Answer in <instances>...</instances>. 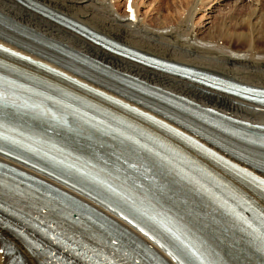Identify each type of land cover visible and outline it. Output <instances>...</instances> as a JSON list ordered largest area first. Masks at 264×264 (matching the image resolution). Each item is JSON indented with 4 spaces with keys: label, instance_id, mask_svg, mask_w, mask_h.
<instances>
[{
    "label": "bare ground",
    "instance_id": "1",
    "mask_svg": "<svg viewBox=\"0 0 264 264\" xmlns=\"http://www.w3.org/2000/svg\"><path fill=\"white\" fill-rule=\"evenodd\" d=\"M177 1V7H180L182 10L179 15H187L185 17L188 18L185 20L187 24L184 23L187 25H185L187 27L186 30L183 28V30H180L181 26H178V23H180L178 22V18L180 16L178 15L179 17L174 18L173 14L170 15V18L166 17L165 20L163 18L159 23L156 22L158 25L152 22L154 27L147 24L149 20L144 17L145 15L142 19L139 18L137 4L136 1L134 2L133 0H125L123 12H121L119 8H113L110 3L111 0H27L29 4L32 3L30 6L23 4L19 0H0V24H5L14 31H16V25H18L29 32V35L40 43L57 45L76 55L97 60L106 64L113 73L132 75L146 85H154L161 87L167 92L181 95L199 107H211L232 117L264 125L263 107L123 59L93 45L81 36L61 26L55 20H50L51 18L44 15L49 12L59 14L71 18L109 39L115 40L145 54L204 70L242 84L264 88V8H262L264 0H249V6L244 5V7H246L243 10L242 8L238 9L236 4L240 2L244 3L245 0H235L234 12L229 15L225 14V16L221 14L218 25L214 27L210 26L212 24L210 21L211 17L209 16L210 12L213 13L215 9L214 5L212 7L209 6L208 10L204 8L206 4L212 1L218 2L219 0ZM162 2L163 1L160 0L159 7ZM127 3H129L128 6ZM202 5L204 6L202 7ZM127 9L128 11L126 13ZM129 9H131V11H129ZM197 9V12L205 11V14L202 15L205 21L201 23V26L195 23L192 24L194 22H192V18ZM152 11L153 14L160 12H155V8H152L151 12ZM179 21L182 20L180 19ZM196 26L197 28L194 29ZM180 34L184 36V41L182 42L184 46L181 49V46H173V40ZM203 36L207 39L203 41L198 39ZM179 40L178 45H180V41H182ZM175 42L177 43V41ZM0 43L154 115L178 130L191 135L211 149L217 151L219 154L236 162L254 174L264 177L262 172L255 170L251 166L255 164L253 159L247 158L245 160L235 158L233 153L222 145L212 140H205L199 136H195L188 130V127L170 121L160 114L152 112L124 98L109 85L94 78H88L84 74H77L65 68L62 64L53 62L39 53L29 50L26 46L18 47L14 45L11 40L9 42L0 38ZM185 44H187L186 47ZM259 157L264 161V154L259 155ZM0 160L5 161L4 158H0ZM43 161L45 163H50L51 158H43ZM150 164H152V162H150ZM205 171L210 174L211 177L217 174L210 168L205 169ZM36 176L51 186L56 187L58 190L65 191L69 196L84 202L85 205L114 222L122 231L127 233V235L133 237L134 240L142 242L141 244L160 254L161 257L170 264H177L172 258L162 252L148 237L100 204H97L86 196L80 195L74 190L52 179L39 175ZM169 183L171 188L168 187V191L170 193L173 192L176 202L183 201V205H174L172 203L171 207L182 215L184 224L191 232L193 239L198 241L203 247L204 244L208 243L212 250H215V248L219 249L220 251L217 252L218 255L216 259L219 260L221 264H244L241 255H239L240 258L234 256L231 251L225 249L223 246L227 240L217 233V230L222 228L223 225L219 222L218 227L214 228V218L216 219L214 215L208 216L206 221L199 222L196 220L197 218H202L199 216L197 208L204 209V202L196 200L193 195L187 193L186 190H180V184L172 178L169 179ZM233 186V189L230 186H226L225 188L232 192L238 199H241L239 193L244 192V189L239 184ZM4 190L6 192L3 193L0 191V195H3L10 202L18 203L23 201L26 206H31L26 194H13L9 192L10 189L7 187H5ZM251 195L255 201V203L252 204L253 210L257 213L259 206L264 207V202L258 195L254 193H251ZM42 204L45 205L46 203ZM53 206L55 210L52 213L58 216L59 219L68 216L63 207H59L57 203H54ZM7 207L8 212L14 216V222L10 221L9 226L19 231L25 228H32L31 222L26 221V219L13 207ZM22 213H29V210L24 207L22 208ZM68 222L70 224L73 223L70 219ZM25 231L29 233L28 230L25 229ZM219 246H221V248ZM8 248L12 253L4 254V250ZM118 253L125 258L122 247L119 249ZM12 262H18V264H45L44 256L37 255L23 239L4 227L3 220L0 216V264H11Z\"/></svg>",
    "mask_w": 264,
    "mask_h": 264
},
{
    "label": "rangeland",
    "instance_id": "2",
    "mask_svg": "<svg viewBox=\"0 0 264 264\" xmlns=\"http://www.w3.org/2000/svg\"><path fill=\"white\" fill-rule=\"evenodd\" d=\"M134 2L136 1V4H137V8H138V11H139V18H143V16L144 17H146L147 18V20H149V21H147V24H149V25H151V26H153L154 27V24L156 23V22H158L159 23V21H162L163 20V18H164V20H165V18L166 17H168V18H170V15H172L173 14V17L174 18H177V17H179L178 19L180 20H182V21H179L178 20V22H180V23H178V26L180 27L181 26V28H180V30L183 28L184 30H186V22H185V20L186 19H188L187 17H185V16H187V15H183V14H181V15H179V13L182 11L181 10V8L180 7H177L178 6V1L176 2L175 0H162L163 2L160 4V7H159V2H160V0H133ZM141 1V2H140ZM139 2V3H138ZM215 2V3H214ZM212 1V2H210V3H208V4H206V6H205V8L204 9H206V10H208V7L210 6V7H212L213 5H214V10H213V13H211L210 12V14H209V16L211 17V19H210V21H211V24L212 25H210L211 27L213 26H216V25H218V21L220 20V17H221V14H222V16H225V14L226 15H229L230 13H233L234 12V2H236L235 0H219L218 2H216V1ZM250 1L249 0H245L244 1V3H238V4H236L238 7V9L240 8H242V10L243 9H245V7L246 6H249V3ZM111 5L113 6V8H119L120 9V11L121 12H123L124 11V4H125V0H111ZM232 3V4H231ZM140 4V5H139ZM175 4V5H174ZM129 5V3H127V6ZM243 5V6H242ZM244 5H246L245 7H244ZM204 5H202V7H203ZM233 6V7H232ZM201 7V8H202ZM152 8H155V12L156 11H160L159 13H154L153 14V11L151 12V10H152ZM178 9V12H177V9ZM180 8V9H179ZM262 8H264V3H263V5H262ZM173 10V11H172ZM180 10V11H179ZM264 10V9H263ZM127 11H128V9L126 10V13H127ZM198 11V9L196 10V12H195V15L193 16V20H192V24H199L200 26L202 25L201 23H203L205 20V18L204 17H202V15L203 14H205L204 12V10L203 11H200V12H197ZM151 12V13H150ZM173 12H175V13H178V14H175V13H173ZM228 12V13H227ZM149 13H150V15H149ZM179 15V16H178ZM182 16V17H181ZM185 17V18H184ZM202 18V19H201ZM217 18H218V20H217ZM216 19V20H215ZM152 20V21H151ZM201 20V21H200ZM212 20H213V22H212ZM217 21V22H216ZM154 24H153V23ZM182 23V24H181ZM184 23H186V24H184ZM157 24V23H156ZM181 24V25H180ZM214 24V25H213ZM158 25V24H157ZM157 25H155V26H157ZM186 25V26H185ZM197 28V26L194 28V29H196ZM182 29V30H183ZM204 30V29H203ZM180 35H181V37H180ZM180 35H178V37L176 38V39H174L173 40V42H174V44H173V46L175 45H177V46H181L180 47V49L184 46V45H182L183 43V37L184 36H182V34H180ZM200 36H202V35H200ZM199 36V37H200ZM182 40V41H180V40ZM199 40L201 39L202 41L203 40H206L207 38H205L204 36L203 37H201V38H198ZM178 40L180 41V45H178L179 44V42H178ZM175 41H177V43L175 42ZM191 42V41H190ZM192 43V42H191ZM186 45L187 44H185V47H186Z\"/></svg>",
    "mask_w": 264,
    "mask_h": 264
},
{
    "label": "snow or ice",
    "instance_id": "3",
    "mask_svg": "<svg viewBox=\"0 0 264 264\" xmlns=\"http://www.w3.org/2000/svg\"><path fill=\"white\" fill-rule=\"evenodd\" d=\"M129 11H131V9H129ZM0 138H2V137H0ZM258 187H260L261 188V191H264V180H261V181H259L258 182ZM249 227H251V225H249ZM169 231H171L170 229H169ZM176 239H180L179 237H176ZM189 254H190V257H195L196 256V253L195 252H191L190 250H189ZM177 259H179V257H176Z\"/></svg>",
    "mask_w": 264,
    "mask_h": 264
}]
</instances>
